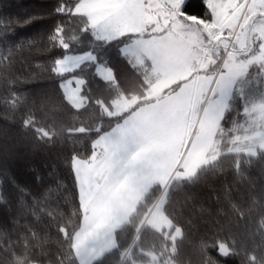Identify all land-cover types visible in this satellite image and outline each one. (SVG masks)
<instances>
[{
	"label": "snow or ice",
	"instance_id": "6c2138e0",
	"mask_svg": "<svg viewBox=\"0 0 264 264\" xmlns=\"http://www.w3.org/2000/svg\"><path fill=\"white\" fill-rule=\"evenodd\" d=\"M202 4L201 16L186 10L187 0H58L54 12L82 26L70 31L62 21L52 29L48 50L59 49L63 55L46 70L60 79L58 86L79 106L89 96L82 91L87 80L78 70L94 66L95 76L109 90L107 98L94 102L112 125L101 137L103 154L94 152L90 162L72 165L79 223L69 225L71 232L59 228L68 243L64 264H98L121 249L116 231L120 224L131 223L137 201L132 193L139 191L141 179L163 181L171 172L177 177L193 175L218 158L217 136L226 129L229 143L236 145L228 149L230 153L252 157L264 153V102L246 107L243 123L221 126L225 88L250 72L264 73V0ZM6 27L0 21V29ZM80 34L90 35L93 42L115 41L119 55L137 74L143 94L125 91L114 69L98 63L92 51H77ZM27 43L31 47L34 41ZM145 222L158 232L170 226L157 212L141 224ZM181 232L177 226L167 237L173 254ZM138 239L122 248V258L131 256ZM212 247L225 261L238 255L224 241ZM203 251L207 253L208 246ZM209 261L218 264L220 259Z\"/></svg>",
	"mask_w": 264,
	"mask_h": 264
},
{
	"label": "trees",
	"instance_id": "16d2710c",
	"mask_svg": "<svg viewBox=\"0 0 264 264\" xmlns=\"http://www.w3.org/2000/svg\"><path fill=\"white\" fill-rule=\"evenodd\" d=\"M57 3L0 0V21L7 25L0 29V264H64L68 243L59 228L71 232L69 225L79 223L73 160H89L95 142L112 130L94 102L109 95L94 66L78 70L87 80L82 91L89 96L79 108L65 98L60 79L46 70L63 55L59 49L48 50L52 29L62 21L70 31L82 26L54 12ZM186 10L202 16V0H187ZM80 39L77 51H92L98 63L114 69L125 91L143 94L115 41L93 42L88 34H80ZM161 200L173 228H182L175 254L167 235L141 224ZM116 235L121 249L98 264L144 263L150 260L148 254L162 264H211L209 257L220 259L218 264H264V153H224L189 179L171 181L164 190L152 186L131 223L118 228ZM136 236L131 256L122 258V248ZM219 241L233 246L238 255L219 258L212 247Z\"/></svg>",
	"mask_w": 264,
	"mask_h": 264
},
{
	"label": "rangeland",
	"instance_id": "374dc122",
	"mask_svg": "<svg viewBox=\"0 0 264 264\" xmlns=\"http://www.w3.org/2000/svg\"><path fill=\"white\" fill-rule=\"evenodd\" d=\"M71 78L72 77H70L68 79H71ZM62 92H63L65 98L67 99V101L75 108L81 107L85 102V101H81L80 105L77 106L75 103L70 101L69 96L65 94V91L63 89H62ZM222 100H223L224 106L222 108V113H221V115H222V125L221 126L223 128H229L231 126L234 127L236 124L243 123V119H244L243 110L253 103L264 102V73L250 72L248 75H246L244 77L237 78L236 80L231 82L225 88V90L222 93ZM233 111H234V113L232 115H228L226 117L227 112H233ZM229 130L230 129H226L224 131L223 135L217 136V139L221 141V143L219 144V155H218V157L224 153H230L228 151V149L230 147L236 146V145L229 143V141L231 139V137L227 134ZM105 135H103V136H105ZM94 146H95L94 147L95 153L103 154L105 149H104V142L101 140V137L95 142ZM94 152H93V154H94ZM231 153L239 154V153H235V152H231ZM93 154H92V156H93ZM210 155H211V153H210ZM92 156H91V158H92ZM91 158L89 160L74 159L72 165L76 164L77 166H79L80 164L88 163L91 161ZM216 160H210L209 163L200 166L195 171V173L189 177H177L174 174V172H171V173H169L168 177L165 178L163 181H161L159 179L144 180L142 178L141 184L139 186V191L132 193L134 197H137L135 208L138 205V203L140 202V200L142 199V197L149 191V189L152 186L159 185L164 190L171 181H178L181 179H189V178L193 177L200 168L207 166ZM123 179L126 180L127 176H125ZM162 207H163V200L157 201L155 203L153 209L148 214L146 221L148 219H151L152 214L154 212L162 214L168 220V218L163 213ZM168 221H170V220H168ZM124 224L125 223L120 224L118 228H120ZM148 226L151 227L149 224H148ZM175 231H176V228H173V225L170 221V226L167 228L162 226L159 232H162L165 235H167L168 237H171ZM180 237H181V234L179 236H177V239ZM148 256L150 257L149 261L144 262V263H137V264H162L161 262H158V257L156 255L148 254Z\"/></svg>",
	"mask_w": 264,
	"mask_h": 264
}]
</instances>
